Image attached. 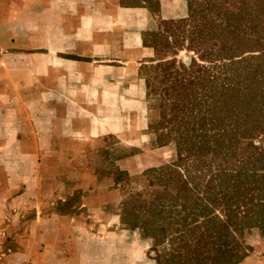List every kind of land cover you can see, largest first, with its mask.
Returning <instances> with one entry per match:
<instances>
[{"label":"crops","instance_id":"obj_1","mask_svg":"<svg viewBox=\"0 0 264 264\" xmlns=\"http://www.w3.org/2000/svg\"><path fill=\"white\" fill-rule=\"evenodd\" d=\"M187 9V0H160L157 16ZM153 14L140 0H0V264H125L123 247L106 244L118 235L120 216L105 213L117 190L95 174L93 183L43 184L29 178V163L40 165L46 151L68 155L60 147L72 140L65 128L89 123L79 116L92 94L98 108L105 93L123 91L120 80L138 76L129 65L154 53L143 42ZM36 107L43 114L29 112ZM92 132L79 131L77 144ZM132 159L119 167L129 169ZM78 191L83 208L102 216L53 209Z\"/></svg>","mask_w":264,"mask_h":264},{"label":"trees","instance_id":"obj_2","mask_svg":"<svg viewBox=\"0 0 264 264\" xmlns=\"http://www.w3.org/2000/svg\"><path fill=\"white\" fill-rule=\"evenodd\" d=\"M187 1L188 18L143 37L156 53L143 68L160 111L150 128L157 146L175 145L176 159L144 172L152 191L127 200L121 219L155 242L157 264H239L244 231L264 233V27L210 3L196 15ZM179 48L195 56L166 57Z\"/></svg>","mask_w":264,"mask_h":264},{"label":"rangeland","instance_id":"obj_3","mask_svg":"<svg viewBox=\"0 0 264 264\" xmlns=\"http://www.w3.org/2000/svg\"><path fill=\"white\" fill-rule=\"evenodd\" d=\"M144 1L151 3L154 13L150 19L148 29L143 32L148 38V34H153L162 29L163 20L157 16L158 0H140V4L143 5ZM214 1L192 0L194 13L196 15L200 14L206 7H209L206 6L207 3H210L208 5L215 6L216 10L227 8L235 13L242 12L243 15H247L249 18L255 17L257 23L264 27V0ZM180 8L183 10V7ZM178 12V15L170 20L178 21L188 18V9ZM261 13H263V17L260 16ZM217 18L219 19V17ZM241 20H237V22L243 23ZM219 41L220 39L215 38L207 42L209 44H217ZM151 44L150 41L147 42V45L150 46ZM175 54H177L175 57L177 61H188L190 57L195 56L192 52H187L185 48H179L174 52H168L166 57L172 59L171 57ZM147 58L140 60V65H129L130 69H138V76L134 73L120 80L123 91L105 93L98 108H94L96 94H92L94 98L89 101L92 107L79 116L81 121H89V123L81 124L76 126V128L68 125L65 128V134L67 135L70 132L72 140L69 146L62 147L61 145L60 147L65 150V153H69L68 155L62 157L53 152V156H51V152L46 153V151L44 152L45 155L41 157L40 165L37 164L35 158L29 163V178L41 180L43 184L53 181L59 184L61 180L71 185H76L83 181L93 183L94 177L91 174H95L102 179L104 184H107L105 186L110 188L109 190H117L111 199L117 200V203L105 205V213L107 216H120L118 235L116 238L107 237L106 244L123 247L125 264H157L155 242L144 236L141 230L132 229L122 223L123 205L131 197L139 193H142L144 198H148L152 189L149 188L147 180L143 176L144 172L151 168H159L171 164L176 159L177 154L174 144H169L165 147L157 146V135L154 132L155 130L153 131L150 128L151 124H155L160 119V111L155 105L153 98L149 99L147 97L143 68L145 65H150L153 60H156L155 50ZM29 112L31 114H43V110L37 107L30 109ZM50 127V125L47 126L48 129ZM88 128L93 129L91 140L87 138L83 145H78L77 141L80 139H78L77 133L79 131L85 132ZM98 128L101 129L97 132ZM76 129H79V131ZM17 148L18 145L13 147V149ZM132 157L133 161L131 163L128 162V171L119 167L118 164L121 161ZM10 159L14 160L16 158L11 157ZM119 171L128 172L131 179L128 182L122 180L117 182L116 177ZM49 193L45 192V195ZM81 197V192H75V195L69 201L55 204L53 209L63 215L102 216V213L89 212L88 208H83ZM47 201H50V198ZM45 207L48 210L51 207V203L48 206L45 205ZM48 212L50 211L48 210ZM93 220L94 223L98 222L101 224L102 222L98 221L97 217H93ZM175 227L178 226L175 225ZM111 229L116 230L115 227ZM102 230L99 232V229H97L96 233L104 236L106 233L101 232ZM230 232L235 235L234 228L231 227ZM238 237L241 238L240 235ZM242 240L249 250L247 251L248 256L239 264L245 262L246 264H260V253L264 252V233L258 229H246L242 234Z\"/></svg>","mask_w":264,"mask_h":264},{"label":"built area","instance_id":"obj_4","mask_svg":"<svg viewBox=\"0 0 264 264\" xmlns=\"http://www.w3.org/2000/svg\"><path fill=\"white\" fill-rule=\"evenodd\" d=\"M260 264H264V252L260 253Z\"/></svg>","mask_w":264,"mask_h":264}]
</instances>
